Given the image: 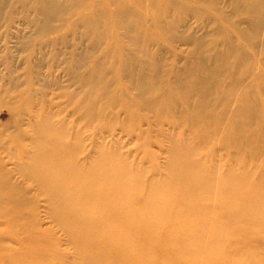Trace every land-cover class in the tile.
I'll return each mask as SVG.
<instances>
[{
  "label": "bare ground",
  "instance_id": "1",
  "mask_svg": "<svg viewBox=\"0 0 264 264\" xmlns=\"http://www.w3.org/2000/svg\"><path fill=\"white\" fill-rule=\"evenodd\" d=\"M83 1L32 0L23 6L24 15H34L24 19L36 35L84 25L89 47L82 53L73 49L62 63L69 85L78 87L67 96L81 115L77 123L56 120L54 103H27L22 115H9L12 132L0 129V264H38L39 255L27 253L43 247L58 253L56 264H264V250H257L264 248V59L252 61L246 54L247 45L258 55L264 50V0L232 1L245 15V29L232 28L242 43L225 30V50L214 41L224 33L218 23L207 36H177L181 19L169 9L176 2L184 7V0H150L159 13L153 21L166 40L192 46L195 63L170 79L129 25L139 3ZM12 2L0 0V23ZM108 23L123 29L112 41L102 30ZM60 40L53 44H63ZM137 59L140 70L132 66ZM30 65L26 60L20 68L30 71ZM115 75L131 86L136 106L115 96L128 89L118 86ZM118 112L121 123H98ZM165 128L182 130L187 138L165 137ZM89 131L94 133L86 136ZM215 143L224 158L216 157ZM162 152L164 176L156 177L153 168L145 180L131 159L140 155L147 162ZM14 178L29 180L36 198H26ZM136 195L137 209L128 206ZM143 207L149 215L142 216ZM184 217L187 225L179 221ZM50 224L64 233L72 253L50 246L55 235ZM180 237L184 243L175 245Z\"/></svg>",
  "mask_w": 264,
  "mask_h": 264
},
{
  "label": "rangeland",
  "instance_id": "2",
  "mask_svg": "<svg viewBox=\"0 0 264 264\" xmlns=\"http://www.w3.org/2000/svg\"><path fill=\"white\" fill-rule=\"evenodd\" d=\"M76 1L82 2V0ZM128 1L133 3L137 2L141 6L134 7L133 13L135 17L129 25L134 28L135 32H137V34L143 38L146 43H148L150 52L158 55V59L163 64L162 73L167 75L166 78L170 79L173 75L176 76V73L179 72L185 64L193 65L195 63V59L190 58L189 56V51L192 49V46L181 42L179 38L172 42H168L164 35L158 31V26L153 21V17L159 16V13L151 9L149 6L150 0ZM171 1L172 0H162L163 4L171 3ZM232 1L233 0H184V2H186L184 3V7H181V5L175 1L176 3L173 5L174 7L169 9V15H172L175 20L181 19V22L178 23L177 27V36L179 37L182 34L187 33L195 34L199 37L207 36L214 28V24L218 23L224 30V33L214 40L220 44V49L225 50L226 48L227 38L225 34L227 33H225V30L229 33V37L233 39L234 42L242 43L241 40L238 39L237 32H234L232 28L233 25H235L236 28L244 30L245 25L242 22L245 19V15H241L236 12V7L232 4ZM88 2L90 5L91 0H84L83 4ZM30 3H32V0H20L18 2L13 0L10 6L2 12L3 18L5 17V21L2 19V22L0 23V129H2L5 133L12 132L14 129L13 127H10L13 119H11L9 115L20 112V115H22L23 108L26 107L27 103H35L39 105L43 104V102L54 103V112L59 115L56 120H59V118L67 119L70 124L77 123V120L81 118L80 113H75L74 111L76 104L68 103L71 101L68 100L67 96L76 91L78 87L69 85L68 81L70 76L64 70V65L62 63L66 58V54L73 49L77 48V50L82 53V50L89 47L88 41H85V36L87 35L86 32L89 31L88 27L84 25H79L76 28L70 27L73 29L70 32V28L68 26L60 32L58 31V33L54 36H38L34 31V29L37 30L36 27L29 25L28 21L24 19V17H29L30 19L34 17L33 13L24 15L25 11L23 6H28ZM114 10L115 9L111 6H107V11ZM86 13L91 14L90 11H86ZM79 14H82L81 10ZM64 19H68V17H64ZM54 27H57L56 24H54ZM104 29L106 31V37L110 41L118 36H121L123 32L122 26L116 23H108L102 28V30ZM165 32L166 30L164 33ZM58 38H60V41L64 43L53 44V41ZM47 41L49 43H47ZM247 47L246 54L252 61L264 59V50L258 55L249 45H247ZM19 48H21V50H18ZM26 60H28L31 64L30 71L32 66L31 72H25L22 68H20L21 64ZM138 62L139 59L134 60L132 66L135 65V68L140 70ZM9 67L11 69L10 71H8ZM11 78H14L17 81L13 85L12 83H9ZM114 80L118 86H120V84L128 86L125 79L122 78L121 75H115ZM130 87L131 86L129 85L127 90L117 91L115 96L121 97L122 100L124 99L129 102H133V92ZM80 98L82 99V96H80ZM211 100L212 102H215L217 97L214 96ZM136 105L137 104L135 102L131 104L133 107ZM98 107L103 108V104L100 103ZM9 109H13L12 113L9 112ZM123 119V114L118 112V115H115L113 118H109V116L106 117L105 120H101V118H99L98 123L101 121L100 124H107L113 121V123L116 124L121 123ZM24 124H26V121L21 124L22 128H25ZM145 128L146 127L143 124L142 129ZM165 129L166 130L163 132L165 137L172 136L174 139L176 138L179 140L187 138L186 134H184L182 130L172 128L168 130L167 128ZM93 133L94 132H92V134ZM90 134V131L85 133L86 136H89ZM167 145L168 142H165L163 139V147L166 148ZM212 148L214 152H217L215 153L217 158H224L225 155L222 154L223 150L221 145L215 143L212 145ZM135 156L137 157V155L132 157ZM155 157L158 158L147 162H141L142 158H140V155L135 159H131L134 167L144 170L145 180H148L147 178L150 177L151 173H155L156 170L153 171V168L158 169L156 177H161L165 174L162 167L167 158L166 153L162 152L155 155ZM192 157L194 158V156ZM209 165L210 164L208 163L207 166ZM14 182L17 183L18 189L23 195H25L26 198L29 200H31V198H36V187L29 180L24 181L22 178H14ZM148 189L149 188L145 187L142 191H140V195L142 196V194L148 192ZM137 199H139L138 195H136V198L131 196L128 206H135L137 209L139 207ZM41 200L42 199L39 200L40 209L42 205H45L44 200ZM216 202L218 201L216 200ZM178 205L180 207L182 206L181 201ZM202 206L203 205L200 204L199 207ZM141 210V213H143L142 216L150 214V211L144 207L141 208ZM26 212L27 208L25 213ZM40 215H42V213H40ZM44 221L46 222V220ZM179 221L186 225L189 223V220L186 217L180 218ZM50 226L53 227L51 231H54L55 233L52 240L49 242L50 246L59 247L60 245L61 250L67 253H72L71 247L66 245L67 242L65 241L66 237L64 233L59 229L56 230L53 224H50ZM130 226L131 225H129V227ZM171 234L172 233H170V235ZM182 239V237H180V239L178 238L176 241L174 239V244L177 245L180 242L183 244L184 240ZM261 239H264V235H262ZM257 250L258 253H262L264 248L259 246ZM31 253L33 256L36 254L39 255L38 258H40V260L38 264L48 263L47 261L42 260L43 257H46L47 259L50 258L52 261L54 258L59 257L58 253L53 250L46 251L44 247L36 248L27 254ZM187 253L190 252L187 251ZM53 262L56 264V261Z\"/></svg>",
  "mask_w": 264,
  "mask_h": 264
}]
</instances>
